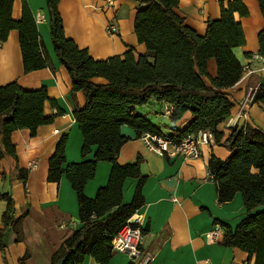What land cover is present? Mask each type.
Returning a JSON list of instances; mask_svg holds the SVG:
<instances>
[{
	"label": "trees",
	"instance_id": "obj_1",
	"mask_svg": "<svg viewBox=\"0 0 264 264\" xmlns=\"http://www.w3.org/2000/svg\"><path fill=\"white\" fill-rule=\"evenodd\" d=\"M45 1L50 41L59 64L71 79L73 118L83 139L81 162H66V135L58 140L48 162L47 181L59 183L63 177L67 179L76 195L81 223L52 255L49 264H81L86 257L97 264H108L115 254L118 232L144 206L142 188L147 178L140 171L143 159L138 156L132 163H118L121 148L130 141L121 133L124 126L133 129L137 139L150 134L175 144L208 131L214 145L232 152L225 161L212 156L207 168L214 175L217 204L223 206L240 193L246 215L234 229L216 224L224 231L225 247L246 253L253 264H264V131L249 125L243 129L225 127L233 108L225 91L235 86L243 73L235 55V50L245 45L242 26L236 18L249 15L243 2L218 0L220 16L207 19L206 32L200 36L177 13L179 0H136L139 9L134 34L137 42L144 45L145 54L128 50L122 56L94 60L88 50L65 37L58 10L60 0ZM256 2L264 16V0ZM13 3L14 0H0V45L11 31H16L23 72L53 70L28 5L22 4L21 16L15 20ZM258 44L259 54L264 56V31L258 34ZM210 60L216 64L215 77L207 69ZM95 78L105 83H93ZM77 93L83 96L82 107L76 100ZM48 100L44 87L27 91L16 82L0 86V160H7L10 167L8 174H1V182L7 186L6 192L0 191V201L6 203L1 216V254L10 236L15 243L23 240V220L28 215L25 211L16 216L12 191L15 185L26 184L28 171L18 165L11 135L28 130L34 136L39 127L51 124L53 118L45 117L43 111ZM51 103L56 107L55 102ZM253 103L264 104V93L259 91ZM152 104L171 107L172 124L185 114H190L192 120L183 130L175 129L170 136H164L146 116L136 112ZM92 148V159L85 160ZM99 162L110 164L111 171L106 186L90 199L84 188L94 179ZM127 179L136 180L137 185L132 201L123 204V184ZM146 233L147 228L142 230V235ZM27 259L28 254L19 264H26Z\"/></svg>",
	"mask_w": 264,
	"mask_h": 264
},
{
	"label": "crops",
	"instance_id": "obj_2",
	"mask_svg": "<svg viewBox=\"0 0 264 264\" xmlns=\"http://www.w3.org/2000/svg\"><path fill=\"white\" fill-rule=\"evenodd\" d=\"M249 15L237 20L241 23L245 45L235 50L242 67L249 66L255 73L243 77L225 92L233 108V118L238 104L244 99L247 90L264 84V58L255 60L259 54L258 34L264 31V16L261 15L256 0H241ZM60 0L58 10L63 22L64 35L80 49L88 50L94 60H106L122 56L128 50L144 55V45L137 42L134 34V19L139 5L136 0ZM26 3L35 19L38 34L49 55L53 70L42 69L25 74L18 42V33L11 31L7 41L0 45V86L16 82L22 89L30 91L45 88L48 101L44 104L45 117H52V123L41 126L31 136L28 130L15 131L11 142L16 148L18 165L28 171L25 185L14 186L12 195L16 216L28 211L23 220V240L15 243L9 237L5 253H0V264H19L28 254L26 264H49L52 255L75 230L81 227L78 217V204L74 191L65 177L59 183L47 181L48 162L58 140L66 135L65 158L67 163L82 161L83 139L73 118V104L70 95L71 79L62 67L50 41L49 18L45 0H14L12 17L18 20L22 4ZM177 13L184 18L185 24L198 35L206 32L207 19L216 20L220 16L218 0H179ZM44 20L37 22V16ZM115 24L117 32L108 35L106 26ZM246 54L250 57L247 58ZM260 55V54H259ZM264 57V56H262ZM212 77L216 75L214 60L207 63ZM93 83L104 84L101 78L92 79ZM80 107L84 105L81 93L75 95ZM55 102L56 107L51 102ZM165 105H146L136 110L144 115L164 136L173 130H183L192 120L185 114L176 124L162 115ZM166 121V124L163 123ZM238 129L246 126L264 131V104L253 103L245 117L236 124ZM162 126L164 129L162 130ZM225 127H232L229 120ZM122 135L130 138L120 150L118 163L128 164L138 156L143 159L140 171L147 178L142 188L144 206L137 212L142 220V235L139 247L143 256L149 254L147 264H253L247 254L236 248L223 245L224 231L216 222L234 229L245 217L242 196L236 193L233 200L223 206L217 204L214 183L208 180V162L212 156L225 161L231 154L223 146H202L200 158L195 160L181 157H160L147 149L144 142L136 138V132L124 126ZM95 148L85 160H91ZM7 160H0V191L6 192L7 186L1 182V174L9 173ZM111 165L99 162L93 180L89 181L84 194L93 199L98 189L106 186ZM256 173V172H255ZM136 180L127 179L123 184V204L132 201ZM6 203L0 201L1 216ZM216 235L213 240L211 232ZM129 257L115 252L108 264H128ZM81 264H97L86 257ZM137 264H142L139 260Z\"/></svg>",
	"mask_w": 264,
	"mask_h": 264
},
{
	"label": "built area",
	"instance_id": "obj_3",
	"mask_svg": "<svg viewBox=\"0 0 264 264\" xmlns=\"http://www.w3.org/2000/svg\"><path fill=\"white\" fill-rule=\"evenodd\" d=\"M107 4L112 7V0H107ZM42 20H44L43 16H37V22ZM106 32L108 35H114L117 32V27L115 24L109 22L106 26ZM262 58L264 57L259 54L253 56V59L255 60H262ZM242 71L241 78L256 72V70L251 69L249 66L242 67ZM259 71H264V66H262ZM259 91L264 93V84H260L255 88L247 90L244 99L238 104L237 112L233 118L229 119V124L232 127H236L237 122L245 117L247 110L253 104L254 98ZM171 114L172 108L165 106L162 115L165 118H169ZM141 140L151 152L160 157H167L170 159L181 157L183 159L195 160L200 158V148L202 146H214V138L208 131H200L196 135L188 136L178 144L173 143L168 138L150 134L143 135ZM207 176L208 180L213 183L214 175L208 172ZM141 223V217L138 216L137 212L134 213L118 232L113 246L115 252L126 254L129 257L130 262L134 264H137L139 260H142V264H147L151 259L149 254L143 256L139 247L143 230ZM215 235V231L211 232V240H213Z\"/></svg>",
	"mask_w": 264,
	"mask_h": 264
},
{
	"label": "rangeland",
	"instance_id": "obj_4",
	"mask_svg": "<svg viewBox=\"0 0 264 264\" xmlns=\"http://www.w3.org/2000/svg\"><path fill=\"white\" fill-rule=\"evenodd\" d=\"M163 120V119H162ZM164 121V120H163ZM163 123H165L166 124V121H164ZM164 129V127L162 126V130Z\"/></svg>",
	"mask_w": 264,
	"mask_h": 264
}]
</instances>
